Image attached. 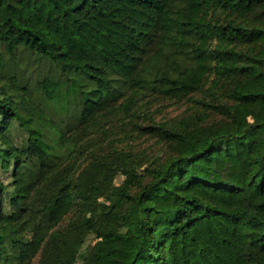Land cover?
<instances>
[{"label": "trees", "instance_id": "1", "mask_svg": "<svg viewBox=\"0 0 264 264\" xmlns=\"http://www.w3.org/2000/svg\"><path fill=\"white\" fill-rule=\"evenodd\" d=\"M0 264H264V0H0Z\"/></svg>", "mask_w": 264, "mask_h": 264}, {"label": "rangeland", "instance_id": "2", "mask_svg": "<svg viewBox=\"0 0 264 264\" xmlns=\"http://www.w3.org/2000/svg\"><path fill=\"white\" fill-rule=\"evenodd\" d=\"M182 107V105H179L178 103L172 101H166L161 104L158 102V114L161 116L173 118L178 116L182 112Z\"/></svg>", "mask_w": 264, "mask_h": 264}]
</instances>
